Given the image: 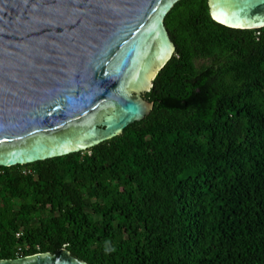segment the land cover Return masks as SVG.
<instances>
[{
	"label": "trees",
	"instance_id": "obj_1",
	"mask_svg": "<svg viewBox=\"0 0 264 264\" xmlns=\"http://www.w3.org/2000/svg\"><path fill=\"white\" fill-rule=\"evenodd\" d=\"M208 8L181 0L165 18L176 52L143 121L0 170V261L264 264V28L235 34Z\"/></svg>",
	"mask_w": 264,
	"mask_h": 264
},
{
	"label": "water",
	"instance_id": "obj_2",
	"mask_svg": "<svg viewBox=\"0 0 264 264\" xmlns=\"http://www.w3.org/2000/svg\"><path fill=\"white\" fill-rule=\"evenodd\" d=\"M181 0H0V170L87 151L149 116L176 47ZM235 34L264 28V0H209ZM0 264H86L62 249Z\"/></svg>",
	"mask_w": 264,
	"mask_h": 264
},
{
	"label": "clouds",
	"instance_id": "obj_3",
	"mask_svg": "<svg viewBox=\"0 0 264 264\" xmlns=\"http://www.w3.org/2000/svg\"><path fill=\"white\" fill-rule=\"evenodd\" d=\"M104 251H105V253L114 252L115 251V248L114 247H111L109 244L106 243V246H105Z\"/></svg>",
	"mask_w": 264,
	"mask_h": 264
}]
</instances>
